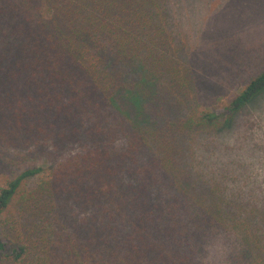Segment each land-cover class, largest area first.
I'll return each instance as SVG.
<instances>
[{"label":"trees","instance_id":"16d2710c","mask_svg":"<svg viewBox=\"0 0 264 264\" xmlns=\"http://www.w3.org/2000/svg\"><path fill=\"white\" fill-rule=\"evenodd\" d=\"M174 8L0 0V146L40 158L0 163V223L21 207L44 224L0 237L2 262L264 264V193L243 198L216 143L264 69L203 109Z\"/></svg>","mask_w":264,"mask_h":264},{"label":"rangeland","instance_id":"374dc122","mask_svg":"<svg viewBox=\"0 0 264 264\" xmlns=\"http://www.w3.org/2000/svg\"><path fill=\"white\" fill-rule=\"evenodd\" d=\"M172 1L176 14L182 16L190 53L188 66L193 72L191 79L195 80L202 108L227 106L229 99L264 69V0ZM236 120L233 128L216 139L220 149L223 143L224 149H232L227 152L230 156L220 154L217 164H225L230 157L245 166L235 169L241 178L235 188L247 199L249 194L264 193V93ZM33 159L40 158L30 159L26 151L0 146V163L10 171L34 164ZM20 208L15 207L11 215L3 216L0 237L15 233V238L22 239L25 237L19 235V231L30 237L31 225L44 227L41 217L28 214L23 219ZM0 264L17 263L0 260Z\"/></svg>","mask_w":264,"mask_h":264}]
</instances>
